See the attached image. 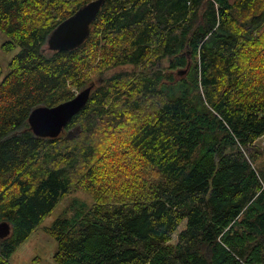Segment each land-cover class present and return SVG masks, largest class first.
<instances>
[{"label": "trees", "instance_id": "obj_1", "mask_svg": "<svg viewBox=\"0 0 264 264\" xmlns=\"http://www.w3.org/2000/svg\"><path fill=\"white\" fill-rule=\"evenodd\" d=\"M89 1L0 0L20 47L0 64V264L76 189L94 202L46 227L58 264H264V0H106L84 44L50 50ZM92 81L62 134L33 132Z\"/></svg>", "mask_w": 264, "mask_h": 264}, {"label": "water", "instance_id": "obj_2", "mask_svg": "<svg viewBox=\"0 0 264 264\" xmlns=\"http://www.w3.org/2000/svg\"><path fill=\"white\" fill-rule=\"evenodd\" d=\"M106 0H91L79 7L73 14L62 20L49 34L47 44L50 50H73L80 47L89 37L90 28ZM103 80H100V83ZM95 82L81 89L71 99L55 106H39L29 115V124L33 132L43 138L58 137L72 118L87 104ZM76 127L75 129H77ZM79 130L68 132V137ZM11 233V224L0 222V237Z\"/></svg>", "mask_w": 264, "mask_h": 264}, {"label": "rangeland", "instance_id": "obj_3", "mask_svg": "<svg viewBox=\"0 0 264 264\" xmlns=\"http://www.w3.org/2000/svg\"><path fill=\"white\" fill-rule=\"evenodd\" d=\"M8 39L9 36L2 30H0V64L3 69L2 77H4L10 71L9 63L12 58L20 51V47L18 46L11 50H5L3 48V44ZM134 67L135 66L131 64L117 66L107 70L104 75L95 77V80L98 79V77L105 79L108 76H111L112 74L121 70H135ZM80 90H78L77 92H79ZM71 130H73V128ZM262 138H264V136L261 137L259 145L264 146V139L262 141ZM261 164L262 163L258 161V165ZM148 177H152L150 173H148ZM73 202H78L90 206L93 204L94 199L91 194L87 193L83 189H76L72 193L66 195L56 206V208L51 212V214H49L43 220L41 225L36 228V230L12 253V255L10 256V261L13 264H58L54 259V254L57 250V242L50 234L47 233L46 227H49L55 221V219L61 215H72L74 212V208H71L69 211L68 209ZM184 227L185 224L183 223L179 227V231ZM179 231L174 234V243L176 242Z\"/></svg>", "mask_w": 264, "mask_h": 264}, {"label": "bare ground", "instance_id": "obj_4", "mask_svg": "<svg viewBox=\"0 0 264 264\" xmlns=\"http://www.w3.org/2000/svg\"><path fill=\"white\" fill-rule=\"evenodd\" d=\"M104 4H105V3H104ZM101 9H102V8H101ZM99 12H100V11H99ZM98 14H99V13H98ZM97 16H98V15H97ZM96 18H97V17H96ZM94 21H95V20H94ZM92 24H93V23H92ZM91 26H92V25H91ZM90 34H91V28H90ZM89 36H90V35H89ZM88 38H89V37H88ZM84 43H85V42H84ZM84 43H83V44H84ZM48 47H49V46H48ZM102 80H103V79H102ZM103 81H104V80H103ZM103 81H102V82H103ZM99 82H100V80H99ZM102 82H101V83H102ZM90 96H91V95H90ZM89 99H90V98H89ZM88 101H89V100H88ZM87 103H88V102H87ZM85 106H86V105H85ZM77 114H78V113H77ZM64 130H65V128H64ZM64 130L62 131V133L64 132ZM62 133H61V134H62Z\"/></svg>", "mask_w": 264, "mask_h": 264}]
</instances>
